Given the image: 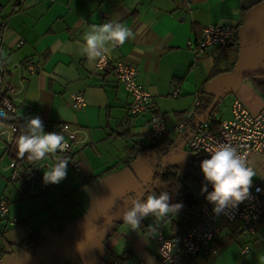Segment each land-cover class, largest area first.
<instances>
[{
    "label": "crops",
    "instance_id": "1",
    "mask_svg": "<svg viewBox=\"0 0 264 264\" xmlns=\"http://www.w3.org/2000/svg\"><path fill=\"white\" fill-rule=\"evenodd\" d=\"M105 16L126 25L135 35V39L119 46L106 42L107 51L100 50L111 61L122 59L135 66L136 81L151 97L147 112L138 116L128 114L130 96L111 69H96V61H89L83 52L84 34L90 25L103 24ZM4 21L6 28L1 31L0 26V31L9 49L7 64L10 82L15 87L12 97L15 115L23 121L39 116L44 128L54 123H68L76 134L73 152L60 156L70 160L66 178L59 184L44 183L43 192L36 196L22 192L17 182L9 180L6 165L10 155L5 144L12 139L0 135V200L8 203L7 216L19 221L10 225L6 219H0V263L9 253L13 257H7L5 264H33V255L45 238L89 227L90 220L99 216L104 210L101 206L108 199L92 205L87 202V208L93 206L92 211L84 213V220L80 222L72 214L83 203L82 193L88 196L93 192L98 196L113 192V179L126 176L124 168L130 169L131 161L143 152L140 145L150 144L145 135L151 115H163L170 128L167 137L178 139L180 134L173 127L192 108L196 94L204 90L217 94L222 89L221 82L208 81L214 64L217 66L224 60L223 66L229 63L230 69L241 72L264 56V0H0V25ZM207 25L233 26L235 36L230 43L235 45L228 50L210 51L195 57L189 43L198 39ZM20 40L22 45L17 46ZM27 62L38 66L35 73L25 70ZM227 72L228 69L224 74ZM255 79L257 81L245 78L237 83L232 89L227 112L215 117L216 122L230 117L234 99L252 114L264 107V86L257 87L256 83L264 81V76ZM175 90L177 94L173 95ZM78 92L83 93L86 105L73 109L72 95ZM218 112L219 107L215 114ZM0 124H3L0 132L5 131L6 125ZM56 161L55 153L43 159L42 178L44 171ZM248 162L256 172L252 181H259L264 188V155L251 154ZM195 176L202 188L196 193L190 186L189 189L195 197L205 200L207 192L203 188L207 182L203 174L195 173ZM116 187L122 188L127 195L133 192L135 183L125 188L119 184ZM207 191H212L210 184ZM74 192H78L80 199L68 203ZM122 197L118 195L112 205L111 201L106 202L107 213L125 203ZM197 210L195 207L190 217L170 215L159 225L151 220L150 224H145L146 229L141 221L137 231L124 225L122 217L117 218L112 231H106L98 240L104 251L103 263L106 264L112 255L130 252L125 264L133 261L148 264L149 256L154 258L155 264H161L154 257L157 235H150L149 226L166 236H177L196 220ZM39 214L47 215L44 217L47 226L43 230L29 221ZM106 215H101L100 219ZM262 223L264 217L257 222L255 234ZM240 235L245 234L236 224L219 231L216 235L219 252L226 240ZM253 235L245 236L256 239ZM30 236H34L33 242L20 247ZM95 237L88 240L92 247L99 236ZM73 238L52 239L50 244L47 241L38 254L49 246L68 250L79 247L71 241ZM17 251H22V255L17 256ZM217 256L183 255L176 264H215Z\"/></svg>",
    "mask_w": 264,
    "mask_h": 264
},
{
    "label": "built area",
    "instance_id": "2",
    "mask_svg": "<svg viewBox=\"0 0 264 264\" xmlns=\"http://www.w3.org/2000/svg\"><path fill=\"white\" fill-rule=\"evenodd\" d=\"M108 16L103 17L104 23L110 21ZM112 21V20H111ZM1 31L6 28V22L1 23ZM0 31V112L7 113V119L0 122L6 125L8 130L14 128L12 140L5 144V149L10 155V160L6 167L9 169V180L17 182L22 192L31 196L39 195L43 192L44 182L41 168L45 165L43 160L30 161L22 158L15 144V139L21 134L27 133V127L23 120L15 115L12 97L15 94V87L10 82V70L7 64L9 49L5 47L3 35ZM235 36V28L230 25H207L202 28L198 39L189 43V48L194 56L206 52L219 50L228 45ZM22 45L20 40L17 46ZM105 59L97 60L95 68L98 70L111 69L118 82L123 86L130 96L128 114L138 116L147 112L150 107L151 97L146 88L136 81V68L133 64L117 59L111 61L102 54ZM24 68L28 73H35L38 69L36 64L27 62ZM177 94V90L173 95ZM201 93L195 97L192 108L187 111L175 124L173 130L182 132L190 121L195 117L196 107L200 103ZM86 105L83 93L78 92L72 95L71 107L80 109ZM149 129L145 139L151 143L170 131L165 119L159 115H151ZM45 132H58L64 135L69 148L64 152H56L57 159L61 155H68L73 152L76 144V134L68 123H54L44 128ZM190 138L186 142L189 151L201 154L206 159L210 154L222 144H230L239 154L248 158L251 154L264 155V107L252 114L238 99H234L230 106V117L221 119L214 125L209 120H203L192 127ZM73 162V161H72ZM74 163V162H73ZM259 189V191H258ZM264 188L259 181H252L249 198L240 203L235 209H228L220 215H215L212 211L213 205L206 199L200 200L197 210V218L184 231L177 235L168 237L162 232L157 235V249L154 257L165 264L164 257L160 254V249L165 242H173L174 249L171 254L170 264H176L183 255L195 256L204 254L206 256L218 255L219 250L216 246V235L224 228H229L236 224L238 229L245 235H252L256 231L257 222L264 217ZM8 215V203L0 200V219H6L10 225L17 224L19 221L10 218ZM231 228V227H230ZM246 251V250H245ZM131 264H143L141 261H133Z\"/></svg>",
    "mask_w": 264,
    "mask_h": 264
},
{
    "label": "clouds",
    "instance_id": "3",
    "mask_svg": "<svg viewBox=\"0 0 264 264\" xmlns=\"http://www.w3.org/2000/svg\"><path fill=\"white\" fill-rule=\"evenodd\" d=\"M129 39H135L132 30L117 21H108L103 24H93L84 34L83 52L89 61H103L105 57L100 49L106 42H113L114 46L123 45ZM7 113L0 112V121L6 120ZM3 127V124H0ZM27 133L21 134L15 139L16 149L21 157L27 154L30 161L43 160L48 154L64 152L69 148L64 135L58 132H45L43 121L39 116L31 117L27 121ZM16 129H6L0 135L12 139ZM70 160L67 157L58 158L56 163L44 171L43 182L47 184H59L67 176V166ZM204 180L203 191L207 192L206 200L213 205V213L220 215L228 209H235L249 198L250 188L256 172L247 164V157L239 154L230 144H222L211 152L210 158L204 159L200 164ZM211 185L212 191H207V185ZM259 191V189H258ZM170 194L161 191L159 194H147L146 198L129 195L124 210L120 216L123 224L130 230H138L141 221L149 216L155 218L157 225L161 224L170 215L176 216L182 209V203L170 204ZM150 235L155 237L158 232L155 227L149 226ZM174 243L165 242L160 249L165 264H170ZM148 264H155L153 257H148Z\"/></svg>",
    "mask_w": 264,
    "mask_h": 264
},
{
    "label": "rangeland",
    "instance_id": "4",
    "mask_svg": "<svg viewBox=\"0 0 264 264\" xmlns=\"http://www.w3.org/2000/svg\"><path fill=\"white\" fill-rule=\"evenodd\" d=\"M243 60L244 58L242 57V61ZM223 62L224 60H222L221 63H218L217 67L220 69H224V68L228 69V72L224 74L226 75L224 76L225 78L234 77L239 73L238 72L239 70L230 69L229 63L223 66ZM235 86L232 89H234ZM230 100H231V93L221 98L220 104H219V112L217 114H214V118L215 117L219 118L221 117L222 114L227 112L229 105H230ZM195 155L196 153L189 151L186 146H183L181 150L171 152L165 156V165L167 164L175 165L179 171V175L183 177L186 173L187 165L191 163ZM149 159H150L149 152L143 151L139 153L131 161V164H130L131 168L130 169L127 167L124 168V170L126 169V172H125L126 176L124 175V176L113 179L115 186L111 187L113 191L111 193L103 192V193H100L98 196H96L95 194H93V192H91L88 196H85L86 194L81 192L84 198L83 203L74 210V213L72 215L73 216L76 215L78 217V220L82 222L84 220V213H90L92 211L91 208L93 206H91L90 208H87V206H89L88 205L89 203H91L92 205V203H99V201L102 202L105 199H108L107 201H111V205H112L113 204L112 202L116 201V198L118 197V195H121V197L123 196L121 200L125 202L124 204H126L127 197L129 195H136L137 197L140 196L144 190L142 192H139L140 190H139V187L137 186V183L138 182L140 183L143 180V179L141 180V177H143L144 168L147 165ZM195 173L203 174L201 172L200 166H198ZM132 183H135V189L133 190L134 193L131 192L127 195L124 194V190L122 191V188L119 189L118 187H116V185L119 184L125 188L126 186L129 187L130 184L132 185ZM189 186H190V189L194 193L198 191L197 189L202 188L198 180L191 182ZM117 191H120V192H117ZM120 193H123V194H120ZM151 193H156L154 190V187L149 188L146 195L151 194ZM76 199L77 201L78 199H80L78 192H74L71 194L68 203L71 202L72 200L76 201ZM87 202L89 203L87 204ZM106 202L104 205L101 206L103 207L104 210L99 212V216L97 218H93L92 220H90L88 224L90 226L80 232H85L87 230H90L96 227L98 224L103 222L106 217L110 216L113 213V211L111 210H109V213H107L108 208H107ZM123 205H120L119 207ZM122 211H120L114 217L113 220H111L106 226L102 227L101 229L95 232H92L90 234L84 235V236L74 237L73 240L71 239V241L77 244L79 247L70 248L68 250V249L61 248V247L51 248L49 246L46 250L44 251L41 250V252L37 254L36 258L33 257V264H104L102 260V258L104 257V251L102 249L103 247L100 241L98 240H100L101 235H103L106 231H109V232L112 231L111 229L114 227V223L117 220V218H121L120 214ZM103 214H107V216L105 218L100 219L101 215ZM45 216L47 215L39 214L35 217L30 218L29 219L30 224L39 230L40 229L43 230V228L47 226L46 222L44 221ZM151 220H154L156 222L154 217H147L142 220V224L145 229H146L145 224H150ZM92 221H94V223ZM255 233L254 235L253 234L252 235L253 237L256 236V239H252V240L250 238L251 236H245V235H240L236 237L235 239H231L230 241L226 240L225 245L220 249V252L218 253V256H217L218 259L215 264H264V223L260 225V228L258 229L257 234ZM95 236H99V237L95 240L97 241L96 245L92 247L91 245H89L88 240L90 241L94 240L96 238ZM64 238L67 240V237H62V239ZM55 239H58V238H55ZM47 243L50 244L51 241L48 240ZM84 244L86 245L84 246ZM16 250L17 249H15L14 251L16 252ZM17 253H18L17 256H20L22 255L23 252L17 251ZM6 256L10 259L11 254L9 253ZM7 257L1 260L2 263L0 264H5L6 260H8Z\"/></svg>",
    "mask_w": 264,
    "mask_h": 264
},
{
    "label": "trees",
    "instance_id": "5",
    "mask_svg": "<svg viewBox=\"0 0 264 264\" xmlns=\"http://www.w3.org/2000/svg\"><path fill=\"white\" fill-rule=\"evenodd\" d=\"M233 43V42H232ZM226 45L225 47L221 48L230 49L234 46ZM220 50V49H219ZM227 69L223 70L220 69L214 64L211 69V72L208 76V81L218 79L219 77L223 76ZM256 76H264V63L260 65L256 70L252 73L248 74L246 78H251L253 81H257L255 79ZM257 87L259 85L264 86V81L256 82ZM224 84L222 83V88ZM232 90H228L222 97L231 93ZM216 94L204 90L201 98L200 103L196 107L195 110V117L190 121V124L186 126L185 130L182 132H178L180 134L178 139L171 140L167 137V134L162 138L150 143V144H141L140 147L143 151L149 152V161L144 168V179L139 183V192L145 190V188L149 185V188H153L156 194H159L161 191H167L170 194V204L182 203L183 207L179 211L178 215H183L185 217H190L192 212L194 211L195 207H198L200 199L195 197L194 194L191 193L189 189V185L191 182L197 180L195 176V171L200 166L201 162L206 159L201 154H196L192 159L191 163H189L186 167V173L183 177L179 175V171L175 165H165V156L172 151L175 147H177L191 132L192 127L196 125L197 118L204 113L207 108L210 106L212 101L214 100ZM221 97V98H222ZM221 98L215 103V105L209 111L207 117L204 120L211 121L214 125H217V122L214 120V114L217 112ZM161 117L164 118L162 115ZM24 126H27V121H23ZM27 158V154L24 157ZM159 173L157 174V171ZM153 181L151 184L150 182ZM145 192L142 198H145ZM134 193V192H132ZM189 223V222H188ZM190 225V224H189ZM186 226V225H185ZM144 227V226H142ZM176 236V235H174ZM33 237L30 236L29 238L23 240L20 243V247H23L27 243L33 242ZM171 237V236H168ZM130 256V252H125L121 255H112L107 261L106 264H125Z\"/></svg>",
    "mask_w": 264,
    "mask_h": 264
},
{
    "label": "water",
    "instance_id": "6",
    "mask_svg": "<svg viewBox=\"0 0 264 264\" xmlns=\"http://www.w3.org/2000/svg\"><path fill=\"white\" fill-rule=\"evenodd\" d=\"M229 45H231V43H229ZM262 63H264V56H262L254 65L246 68L245 70L239 72L236 76L234 77H224L226 75H223L221 77H219L218 79H215V81H219L221 82V84L223 83L224 84V87L216 94L214 100L212 101V103L210 104V106L207 108V110L202 113L199 118L197 119L196 121V125L199 124L201 121H203L205 119V117L208 115L209 111L211 110V108L215 105V103L224 95V93H226L228 90H232V88L237 84L239 83L241 80L245 79L246 76L250 73H252L254 70H256L260 65H262ZM190 133L187 135V137L177 146L175 147L172 151H170L169 153L171 152H174V151H178V150H181L183 148V146L186 145V142L188 141V139L190 138ZM168 153V154H169ZM167 154V155H168ZM80 181L82 182V178L80 177ZM148 187V186H147ZM147 190V188L141 193L140 196H138L139 198H142L145 191ZM124 206H121L119 208H117L110 216H108L103 222H101L100 224H98L96 227L90 229V230H87L85 232H76V233H72V234H60V235H55V236H52V237H48V238H45L44 240H42L35 253H34V258H36L41 246L47 242L48 240H52V239H55V238H62V237H67V236H71V237H79V236H84V235H87V234H90L92 232H95L99 229H101L102 227L106 226L111 220L114 219V217L124 209Z\"/></svg>",
    "mask_w": 264,
    "mask_h": 264
},
{
    "label": "flooded vegetation",
    "instance_id": "7",
    "mask_svg": "<svg viewBox=\"0 0 264 264\" xmlns=\"http://www.w3.org/2000/svg\"><path fill=\"white\" fill-rule=\"evenodd\" d=\"M185 146H186V145H185ZM158 173H159V170L157 171V174H158ZM152 182H153V181H151L150 184H151ZM146 188H147V190H148V189H149V185H148V187H146ZM146 188H145V189H146ZM147 190H146V191H147ZM146 191H145V192H146ZM115 210H116V208L112 209L111 211L114 212ZM106 216H107V215H106ZM106 216H105V217H106ZM105 217H104V218H105ZM106 218H107V217H106ZM106 218H105V219H106Z\"/></svg>",
    "mask_w": 264,
    "mask_h": 264
}]
</instances>
